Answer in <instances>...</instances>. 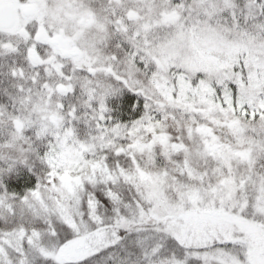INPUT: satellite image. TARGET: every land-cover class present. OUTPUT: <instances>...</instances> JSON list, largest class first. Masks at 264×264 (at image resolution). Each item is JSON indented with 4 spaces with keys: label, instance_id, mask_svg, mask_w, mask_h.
I'll list each match as a JSON object with an SVG mask.
<instances>
[{
    "label": "snow or ice",
    "instance_id": "snow-or-ice-1",
    "mask_svg": "<svg viewBox=\"0 0 264 264\" xmlns=\"http://www.w3.org/2000/svg\"><path fill=\"white\" fill-rule=\"evenodd\" d=\"M0 264H264V0H0Z\"/></svg>",
    "mask_w": 264,
    "mask_h": 264
}]
</instances>
